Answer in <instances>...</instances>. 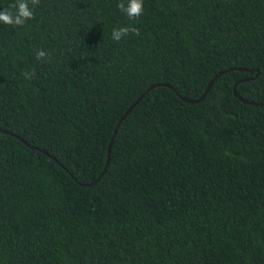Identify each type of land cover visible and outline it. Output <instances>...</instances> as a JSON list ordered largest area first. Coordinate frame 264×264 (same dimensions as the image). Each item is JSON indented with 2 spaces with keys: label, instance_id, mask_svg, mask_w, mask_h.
Instances as JSON below:
<instances>
[{
  "label": "trees",
  "instance_id": "1",
  "mask_svg": "<svg viewBox=\"0 0 264 264\" xmlns=\"http://www.w3.org/2000/svg\"><path fill=\"white\" fill-rule=\"evenodd\" d=\"M119 2L0 23V264H264V0Z\"/></svg>",
  "mask_w": 264,
  "mask_h": 264
},
{
  "label": "clouds",
  "instance_id": "2",
  "mask_svg": "<svg viewBox=\"0 0 264 264\" xmlns=\"http://www.w3.org/2000/svg\"><path fill=\"white\" fill-rule=\"evenodd\" d=\"M40 0H15V3L9 4L0 10V23L12 26H23L27 20L34 18V8L39 4ZM31 5V7H30ZM117 8L125 13L129 19H135L144 12L143 0H128L125 4L124 0H120ZM129 32L139 35V29L131 26H123L114 28L112 31V39L119 42ZM48 53L43 49L36 52L37 59H44ZM25 79H32L35 75L34 70L23 73Z\"/></svg>",
  "mask_w": 264,
  "mask_h": 264
},
{
  "label": "water",
  "instance_id": "3",
  "mask_svg": "<svg viewBox=\"0 0 264 264\" xmlns=\"http://www.w3.org/2000/svg\"><path fill=\"white\" fill-rule=\"evenodd\" d=\"M222 72H219L218 74H216L215 76H213V78L209 81V83L207 84V86H206V88H205V90L203 91V93L198 97V98H185V97H182V96H180L185 102H199V101H201L204 97H205V95H206V93L208 92V90H209V88L211 87V85L213 84V82L216 80V78L221 74ZM242 80H244V79H241V80H239V81H242ZM238 81V82H239ZM238 82H236L235 84H234V87H233V93H234V95L235 96H237L240 100H242V101H244L245 102V99H243V98H241L239 95H238V93H237V91H236V85H237V83ZM159 85H164V86H169L170 88H172L173 89V87L171 86V85H169V84H167V83H155V84H152V85H150L130 106H128L127 108H126V110L124 111V113L121 115V117L119 118V120H118V122H117V124H116V126H115V129H114V132H113V135H112V137H111V140H110V142H109V145H108V153H107V160H106V165H105V167H104V169H103V171H102V173L101 174H103L105 171H106V168H107V165H108V163H109V154H110V149H111V145H112V142H113V139H114V136H115V133L117 132V129H118V126H119V124H120V122L129 114V112L132 110V108L134 107V106H136V104L139 102V100L143 97V95L147 92V91H149L151 88H153V87H155V86H159ZM262 104H264V102L262 103ZM16 137L18 138V139H20L24 144H26L27 146H29V147H32V148H35V149H37V150H40L39 148H37L36 146H33V145H31V144H29L26 140H24L22 137H20V136H18V135H16ZM43 152H45L46 154H48L46 151H43Z\"/></svg>",
  "mask_w": 264,
  "mask_h": 264
}]
</instances>
